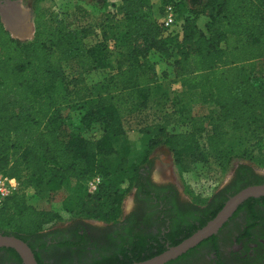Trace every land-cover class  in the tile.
<instances>
[{
  "label": "trees",
  "instance_id": "16d2710c",
  "mask_svg": "<svg viewBox=\"0 0 264 264\" xmlns=\"http://www.w3.org/2000/svg\"><path fill=\"white\" fill-rule=\"evenodd\" d=\"M173 1L165 0L161 16ZM181 6H187L190 16L180 33L168 34L150 3L123 0V30L113 37L119 56L115 64L106 60L105 41L94 47L79 44L71 27L56 32L45 26V11L37 18L32 42L14 39L0 22V169L19 183L0 206V233L26 242L38 264H44L42 250L49 249L44 228L60 218L50 208L56 202L67 213L81 211L88 219L109 225L102 233L108 238L103 244L91 242L85 232L77 242L55 245L78 253V263L93 251L102 254L86 264H132L166 251L168 247L147 241L134 228L119 226L125 197L139 187L142 170L161 144L169 147L179 166L187 156L204 163L207 153L221 170L234 158L264 164V0H180L176 7ZM201 17L206 19V31L199 28ZM171 47L173 79L186 96L208 108L189 132L167 130L175 111L167 112L159 123L143 125L138 133L146 144L130 157L124 147H116L119 142L130 143L124 122L157 103L161 94L156 86L169 76L159 72L151 58H170ZM96 71L108 72L90 86L87 76ZM63 105L78 111L84 133L73 128ZM95 125L102 127L101 137L86 138ZM114 155L120 163L113 174L98 158ZM237 176L235 194L264 184V177L246 163L238 165ZM95 177L101 182L91 194L87 184ZM30 189L46 194L48 205L36 204L28 195ZM0 252L23 264L14 250Z\"/></svg>",
  "mask_w": 264,
  "mask_h": 264
},
{
  "label": "flooded vegetation",
  "instance_id": "af4514ba",
  "mask_svg": "<svg viewBox=\"0 0 264 264\" xmlns=\"http://www.w3.org/2000/svg\"><path fill=\"white\" fill-rule=\"evenodd\" d=\"M39 14L33 13L32 2L27 5L24 0H0V22L5 28L3 19L11 20L12 32L23 37L14 39L26 41L34 36ZM154 154H151L150 163L142 170L139 187H135L129 195L130 207L124 211L119 226L134 228L147 241H158V244L169 248L171 243L198 228L206 219H213L224 207L221 206L235 195L238 166L223 186L214 190L204 203H198L167 173L171 165L163 160L157 162ZM245 202L217 234L168 264H264V201ZM95 223L75 219L46 231L44 242L49 249H43L40 253L42 262L77 264L78 253L65 252L55 245L65 241L77 242L85 232L91 242L105 243L108 238L102 233L109 225ZM87 255L90 253L84 256Z\"/></svg>",
  "mask_w": 264,
  "mask_h": 264
},
{
  "label": "rangeland",
  "instance_id": "374dc122",
  "mask_svg": "<svg viewBox=\"0 0 264 264\" xmlns=\"http://www.w3.org/2000/svg\"><path fill=\"white\" fill-rule=\"evenodd\" d=\"M27 5L32 2L33 13L45 11L46 19L45 26H49L53 31L59 32L67 27L76 30L77 43L83 44L86 47H94L100 43L106 42L108 48L106 52V60L109 63L115 64L119 56L114 44L113 37L123 30L122 22V2L123 0H24ZM152 6V14L158 20L161 19V10L165 0H145ZM190 13L187 6L177 8V25L173 30H166L168 34L180 33L179 25H181ZM206 19L199 18L198 25L203 31L205 30ZM36 33L26 41L32 42L36 40ZM20 41V40H19ZM105 41V42H104ZM173 52L170 58L152 57L153 63L157 66L159 72H165L169 77L161 78V82L156 86L155 91L160 92L161 96L157 97V102L154 106L146 109L140 115L128 118L124 122L125 131L128 135L130 143L119 142L116 147H124L123 152L136 156L138 152L144 148L146 140H141V135L138 133L139 128L145 124H155L161 122V118L167 115L169 111H175L172 124L167 128L168 131L174 134L191 131L192 124L196 118L205 113L208 108L204 107L197 98L186 96L185 90L172 77V63L174 62L175 49L171 47ZM108 71H96L87 76V82L90 86H95L101 82ZM68 73V72H67ZM68 75V74H67ZM69 77L66 79V86H69ZM62 109L69 113L72 120L73 128L84 133L79 128V113L74 107L63 105ZM102 127L95 125L92 130L85 134L88 139H98L102 135ZM201 146L205 149L204 140H201ZM153 157L159 162L163 160L168 162L170 170L167 173L173 177L172 179L183 189L185 193L194 198L198 203H204L214 190L223 186L230 177L233 169L240 163L251 165L259 175L264 177V164L257 165L249 161H239L233 159L224 169H220L214 163L213 158L207 153V160L204 163H194L192 158L187 156L184 158V165L179 166L174 162L173 154L168 146L161 144L154 151ZM101 165L112 168L113 174L117 165L120 163V157L114 155L112 157L102 156L98 158ZM264 163V156L262 158ZM156 177L157 174H156ZM132 192V191H131ZM28 195L33 198L36 204L44 203L48 205L46 194H37L34 189L28 191ZM130 193L125 197L122 204V217L124 211L130 207ZM50 208L60 214V218L45 226L44 231H48L52 227L64 226L66 223L75 219L90 220L81 211L67 213L63 210L61 203H54ZM122 219V218H121ZM97 222L95 225H100L103 222ZM100 223V224H99ZM3 228V227H2ZM3 229H8L4 226ZM102 252H92L86 256L83 261L78 264H86L92 258L98 257ZM87 259V260H86ZM90 260V261H89ZM0 264H19L6 252H0Z\"/></svg>",
  "mask_w": 264,
  "mask_h": 264
},
{
  "label": "water",
  "instance_id": "95a60500",
  "mask_svg": "<svg viewBox=\"0 0 264 264\" xmlns=\"http://www.w3.org/2000/svg\"><path fill=\"white\" fill-rule=\"evenodd\" d=\"M6 31L12 33L13 38H23L17 36L11 20L3 19ZM259 174V173H258ZM264 198V184L248 186L232 196L224 205L222 210L205 226L197 230L190 237L179 244L169 247L163 253L142 262L132 264H168L186 254L191 249L197 247L204 240L217 234L223 225L232 217L236 210L249 199ZM0 249L14 250L22 260L23 264H38L36 257L30 246L22 239L14 235L0 233Z\"/></svg>",
  "mask_w": 264,
  "mask_h": 264
},
{
  "label": "built area",
  "instance_id": "2783aa9c",
  "mask_svg": "<svg viewBox=\"0 0 264 264\" xmlns=\"http://www.w3.org/2000/svg\"><path fill=\"white\" fill-rule=\"evenodd\" d=\"M180 0H174L169 3L161 16L160 24L166 30H173L177 25V7L176 4ZM179 25V29H181ZM101 180L99 177H95L88 182L87 188L89 193L93 194L98 190V186ZM19 183L16 179L7 177L0 169V206L16 192Z\"/></svg>",
  "mask_w": 264,
  "mask_h": 264
}]
</instances>
